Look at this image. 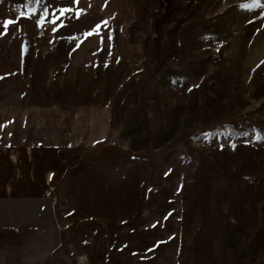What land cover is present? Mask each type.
Wrapping results in <instances>:
<instances>
[{"label": "rangeland", "instance_id": "rangeland-1", "mask_svg": "<svg viewBox=\"0 0 264 264\" xmlns=\"http://www.w3.org/2000/svg\"><path fill=\"white\" fill-rule=\"evenodd\" d=\"M44 145L57 191L0 200V264L48 260L54 200L85 221L62 264H264V0H0V148Z\"/></svg>", "mask_w": 264, "mask_h": 264}, {"label": "crops", "instance_id": "crops-1", "mask_svg": "<svg viewBox=\"0 0 264 264\" xmlns=\"http://www.w3.org/2000/svg\"><path fill=\"white\" fill-rule=\"evenodd\" d=\"M59 177V153L55 146H26L25 148L4 146L0 148V200L44 199L48 192L54 194L57 191ZM39 202L37 209L41 213L36 225L56 227L52 228L55 233L53 236H56L54 249L47 257L48 260L41 264H62L55 258H59V256L74 258L76 256L74 249H69L65 255H60L63 241L71 243L74 242L75 237L73 231L72 237L69 236L64 240L63 237L60 238L57 228L81 225L85 224V221L81 218L65 216L63 211L60 212V209L63 208L58 201ZM35 203L37 204V202ZM45 233H49L48 230H45ZM67 247L75 248L73 244L72 247L67 244ZM72 262L84 264L85 261L80 256Z\"/></svg>", "mask_w": 264, "mask_h": 264}, {"label": "snow or ice", "instance_id": "snow-or-ice-1", "mask_svg": "<svg viewBox=\"0 0 264 264\" xmlns=\"http://www.w3.org/2000/svg\"><path fill=\"white\" fill-rule=\"evenodd\" d=\"M76 2L78 3L79 0H76ZM61 14L65 13V12H68V11H72V9H61ZM82 14V12H77L76 13V18H79V16ZM46 19V18H45ZM56 21L53 20L52 23H55ZM13 21H7L5 24H4V27L7 28L10 24H12ZM38 23H41V26H42V23L43 21H38ZM98 29H99V26H97V30L96 32H89V33H86L85 36H89V35H93V34H98Z\"/></svg>", "mask_w": 264, "mask_h": 264}]
</instances>
